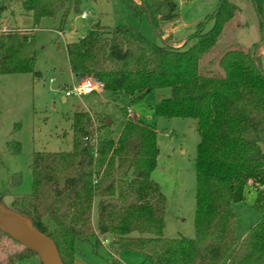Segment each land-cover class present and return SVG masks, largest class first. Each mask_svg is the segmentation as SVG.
Segmentation results:
<instances>
[{
  "label": "trees",
  "instance_id": "16d2710c",
  "mask_svg": "<svg viewBox=\"0 0 264 264\" xmlns=\"http://www.w3.org/2000/svg\"><path fill=\"white\" fill-rule=\"evenodd\" d=\"M82 1L10 0L8 4L17 7L28 30L0 34V75L38 76L32 31L42 19L54 20L59 14L63 23L70 12H78ZM124 1L134 17L145 14L157 31L159 23L177 16L173 0ZM235 1L239 0H219L214 13L197 25L196 42L188 48H172L165 43L156 46L137 29L106 28L99 23L65 44L71 75L78 80H94L117 103L129 106L150 92L168 89V98L160 100L155 114L194 120L199 143L194 236L166 239L165 199L150 179L158 156L155 131L138 121L124 120L117 136L101 138L89 114L77 111L71 125V150L34 153L30 193L12 199L14 212L53 241L63 264L74 263L76 240L95 237L98 247L97 237L105 235L115 237L109 252L135 251L149 264H264L261 56L257 47L252 52L224 53L218 61L224 73L220 78L203 76L198 70L203 55L237 12ZM244 1L253 7L263 42L264 0ZM5 9L6 4L0 2V15ZM208 21L212 27L204 32ZM8 147L18 152L17 143ZM247 184L255 189L253 209L259 217L238 240L230 206L243 200ZM11 185L20 187L19 175ZM4 238L20 245L0 230V264H21L37 256L24 247L23 251L9 250Z\"/></svg>",
  "mask_w": 264,
  "mask_h": 264
},
{
  "label": "rangeland",
  "instance_id": "374dc122",
  "mask_svg": "<svg viewBox=\"0 0 264 264\" xmlns=\"http://www.w3.org/2000/svg\"><path fill=\"white\" fill-rule=\"evenodd\" d=\"M10 0L0 15V31L25 32L22 18ZM137 3L136 0H133ZM219 0H173L177 16L170 22L159 23L154 30L145 14L134 17L124 0H83L77 13L70 12L64 22L61 14L54 20L42 19L32 31L35 51L34 71L31 74L0 75V216L22 222L14 212V195L30 193V163L34 153L68 152L71 150L73 132L72 120L77 111L87 112L97 136H117L124 120L138 121L156 133L158 156L150 173V179L159 188L165 199L164 231L166 239L194 236V212L196 176L195 160L199 136L196 122L191 119L162 117L155 114L161 99L169 96V90L153 91L129 106L117 103L110 92H97L80 99L64 97V89L79 80L68 68L65 44L83 36L95 23L106 28L119 26L137 29L147 41L172 48L192 46L197 25L216 10ZM238 10L224 25L214 46L199 61V73L207 77H223L218 67L221 56L228 51L252 52L255 47L261 56L264 70V49L257 16L248 1H235ZM88 14L85 20L80 14ZM212 27V21L205 24L204 32ZM166 40V41H165ZM176 46V47H175ZM90 79V78H89ZM77 107H79L77 109ZM109 121V124H106ZM95 134V135H96ZM18 144V152L9 150V143ZM15 175L21 178V185L13 188ZM255 189L247 184L243 200L231 203L236 221V237L242 239L257 222L258 213L253 209ZM96 209L92 212V226L96 232ZM74 242V263L79 264H149L143 254L123 250L109 252L114 248L115 237L98 236ZM9 250L23 251V246L3 239ZM21 264H40L37 256ZM225 264V263H220Z\"/></svg>",
  "mask_w": 264,
  "mask_h": 264
},
{
  "label": "water",
  "instance_id": "95a60500",
  "mask_svg": "<svg viewBox=\"0 0 264 264\" xmlns=\"http://www.w3.org/2000/svg\"><path fill=\"white\" fill-rule=\"evenodd\" d=\"M0 230L37 255L41 264H63L53 241L31 225L11 218H0Z\"/></svg>",
  "mask_w": 264,
  "mask_h": 264
},
{
  "label": "built area",
  "instance_id": "2783aa9c",
  "mask_svg": "<svg viewBox=\"0 0 264 264\" xmlns=\"http://www.w3.org/2000/svg\"><path fill=\"white\" fill-rule=\"evenodd\" d=\"M80 19L85 20L88 17V14L81 13ZM5 32V30L0 31V34ZM98 88L101 86L96 83L94 80L86 78L79 80L77 83H72L70 87H66L64 89V97H75V98H82L97 92Z\"/></svg>",
  "mask_w": 264,
  "mask_h": 264
},
{
  "label": "crops",
  "instance_id": "0c3cea01",
  "mask_svg": "<svg viewBox=\"0 0 264 264\" xmlns=\"http://www.w3.org/2000/svg\"><path fill=\"white\" fill-rule=\"evenodd\" d=\"M176 47V46H175ZM72 80H74V77L72 76ZM89 96V95H88ZM79 107H77V109H78Z\"/></svg>",
  "mask_w": 264,
  "mask_h": 264
}]
</instances>
